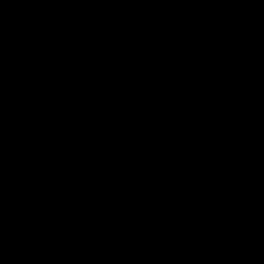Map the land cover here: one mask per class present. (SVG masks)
Listing matches in <instances>:
<instances>
[{"label":"trees","instance_id":"trees-1","mask_svg":"<svg viewBox=\"0 0 264 264\" xmlns=\"http://www.w3.org/2000/svg\"><path fill=\"white\" fill-rule=\"evenodd\" d=\"M248 1L0 0V154L14 146L15 125L39 128L98 101L115 85L126 59L157 43L203 38L242 19L256 24L246 11ZM175 75L182 78V69ZM215 93L178 84L153 98L129 97L126 105L139 118L168 110L159 133L169 140L219 104ZM236 141L219 164L204 169L179 165L176 178L156 192L144 228L166 231L232 186L234 176L264 172V129L256 118ZM155 156L153 146L127 130L102 126L83 147L76 174L68 182L78 183L100 219L111 218L130 208L138 192L156 178L161 167ZM95 234L90 229L80 239L90 241ZM260 245L256 253L225 264H264V243ZM235 249L228 239L182 243L163 264H212L214 252ZM148 256L149 244L130 236L116 248L90 255L93 259L60 264H145Z\"/></svg>","mask_w":264,"mask_h":264},{"label":"water","instance_id":"water-1","mask_svg":"<svg viewBox=\"0 0 264 264\" xmlns=\"http://www.w3.org/2000/svg\"><path fill=\"white\" fill-rule=\"evenodd\" d=\"M257 23L237 20L203 38L160 42L126 59L115 85L98 101L39 128L15 125L14 146L0 154V264H60L116 248L135 237L149 244L145 264H162L193 241L232 239L237 249L212 254V264L248 256L264 242V172L234 176V184L182 217L168 230L144 228L156 192L188 169L221 162L236 144L242 121L253 116L264 129V0L245 3ZM238 36L229 42V34ZM183 69L182 78L175 75ZM223 88L230 103L163 140L159 127L168 110L136 117L126 105L133 96L153 98L173 86ZM102 126L125 129L155 150L160 171L138 192L134 204L100 219L98 208L84 199L74 177L83 147ZM217 141V142H216ZM96 231L90 241L81 232ZM21 260H24L22 263Z\"/></svg>","mask_w":264,"mask_h":264},{"label":"flooded vegetation","instance_id":"flooded-vegetation-1","mask_svg":"<svg viewBox=\"0 0 264 264\" xmlns=\"http://www.w3.org/2000/svg\"><path fill=\"white\" fill-rule=\"evenodd\" d=\"M229 36H230V34H229ZM236 36H238L237 35V33L236 32H234V34H233V36H232V38L231 39H228V41L229 42H231V41H233L234 40V38H236ZM182 72H183V69H182ZM184 86H186V85H184ZM187 88H192V89H200L203 93L204 92H207V91H210V92H216V93H218V94H224V96H225V100L223 101V102H221V103H219L216 107H219V106H223V105H228L229 103H230V101H231V99H230V96L227 94V92H226V90L225 89H223V88H216V87H203V88H193V87H188V86H186ZM216 107H214V108H216ZM213 108V109H214ZM211 110V109H210ZM210 110L208 111V113H207V115L205 116V117H203V119L204 118H206L207 116H208V114H209V112H210ZM254 118L255 117H253V116H247V117H245L244 119H243V121H242V126L244 127H246V128H244V129H248V126L251 124V123H253L254 122ZM202 120V119H201ZM250 123V124H249ZM192 126H194V125H192ZM193 128V127H192ZM191 128V129H192ZM244 129H242V130H244ZM190 130V129H189ZM241 130V131H242ZM240 131V132H241ZM240 132L237 134V136L240 134ZM237 136H236V138H237ZM217 142V141H216ZM236 143H237V141H236ZM236 145V144H235ZM12 149V148H11ZM8 153V152H7ZM5 154V153H4ZM2 155V154H1ZM183 165H185L186 167H187V165H188V162H185V163H182ZM181 165V164H180ZM207 166H210V165H207ZM207 166H205V167H207ZM205 167H202V168H197V169H204ZM88 230H90V229H87V230H85V231H88ZM92 230H94V229H92ZM85 231H83V232H81V233H84ZM94 233H96V231L94 230ZM225 239H227V238H225ZM221 240H224V239H221ZM228 240H232V239H228ZM233 241V240H232ZM234 242V241H233ZM235 243V242H234ZM259 243H264V242H259ZM106 251V250H105ZM100 253V252H99ZM91 255H93V254H91ZM82 257H84V256H82ZM82 257H80V258H82ZM172 257V256H171ZM170 257V258H171ZM22 261V263L24 262V260H21ZM165 261V260H164ZM163 261V262H164ZM163 264V263H162Z\"/></svg>","mask_w":264,"mask_h":264},{"label":"rangeland","instance_id":"rangeland-1","mask_svg":"<svg viewBox=\"0 0 264 264\" xmlns=\"http://www.w3.org/2000/svg\"><path fill=\"white\" fill-rule=\"evenodd\" d=\"M210 96V95H209ZM214 96V99H216L217 101H219V103L220 102H223L224 100H225V96H224V94H218V93H215V95H213ZM210 98V97H209ZM212 100V99H211ZM203 204H201L200 206H198V207H196L195 209H193L191 212H193V211H195L196 209H198L199 207H201ZM190 212V213H191ZM173 224H175V223H173ZM172 224V225H173ZM84 257H88L89 259H93L94 257H90V255H88V256H84Z\"/></svg>","mask_w":264,"mask_h":264},{"label":"clouds","instance_id":"clouds-1","mask_svg":"<svg viewBox=\"0 0 264 264\" xmlns=\"http://www.w3.org/2000/svg\"><path fill=\"white\" fill-rule=\"evenodd\" d=\"M4 90V87L2 84H0V92H2Z\"/></svg>","mask_w":264,"mask_h":264}]
</instances>
